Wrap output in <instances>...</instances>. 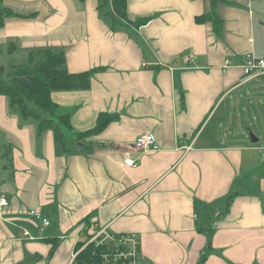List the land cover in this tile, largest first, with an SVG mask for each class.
<instances>
[{
  "label": "crops",
  "instance_id": "crops-1",
  "mask_svg": "<svg viewBox=\"0 0 264 264\" xmlns=\"http://www.w3.org/2000/svg\"><path fill=\"white\" fill-rule=\"evenodd\" d=\"M0 1L14 12L0 27V62L52 48L69 72L99 68L88 89L52 94L72 120L67 151L0 96L14 147L13 179L0 165V264H75L104 228L138 235L139 264H198L211 229L204 264H264V77L242 70L264 59V0L218 4L221 34L196 21L211 0H128L131 20L153 17L137 34L111 29L100 0ZM101 112L116 119L78 141ZM144 133L158 150L135 148ZM32 209L51 223L42 229Z\"/></svg>",
  "mask_w": 264,
  "mask_h": 264
},
{
  "label": "trees",
  "instance_id": "trees-1",
  "mask_svg": "<svg viewBox=\"0 0 264 264\" xmlns=\"http://www.w3.org/2000/svg\"><path fill=\"white\" fill-rule=\"evenodd\" d=\"M128 0H100V11L110 8L105 14L111 18V29L132 28L137 34L141 26L148 24L153 20V17H139V19L131 20L127 15ZM228 2L227 0H211L210 11L198 15L196 21L198 23L212 22L216 33L221 34L223 30V20L217 14L216 8L218 4ZM14 15V12L5 7L0 1V27L6 22V19ZM137 39V35H136ZM66 61V52L63 50H54L52 48H45L41 50L30 51L27 63L16 65L10 77L5 78L3 74L5 67L0 65V96L6 95L10 99V106L13 111H18L19 114L25 118H33L37 123V134L39 137L46 130H52L55 133L56 143L63 147L64 151L69 149L67 142L68 132H72L73 125L69 114H62L59 112V105H57L52 94L57 91H71V90H85L91 86L93 74L99 68L92 70L74 73L69 72ZM41 112L48 113L49 116L43 115ZM97 123L86 132L79 133L77 140L84 143L87 136L100 134L110 122L116 119L115 115L107 112H101L97 117ZM5 159L4 165L9 169V177L13 179V149L11 144L0 142V159ZM231 196L227 202L226 209L230 204ZM207 230V229H203ZM213 230H207L208 244L201 255L198 264H204L208 258V253L212 249V235ZM53 245L50 251L52 254L56 248L58 241L50 238ZM82 243L78 244L82 247ZM109 245V246H108ZM96 245L90 242L88 246L83 249L76 257L75 264H93L103 260L102 254L106 250H115L117 245Z\"/></svg>",
  "mask_w": 264,
  "mask_h": 264
},
{
  "label": "built area",
  "instance_id": "built-area-1",
  "mask_svg": "<svg viewBox=\"0 0 264 264\" xmlns=\"http://www.w3.org/2000/svg\"><path fill=\"white\" fill-rule=\"evenodd\" d=\"M192 57V55H188L185 58L190 60L192 59ZM242 70H244L245 76L248 79L264 77V59L257 58L255 56H249L247 62L242 66ZM133 145L137 150L142 152L155 151L159 148V144H157L156 138L152 133H144L143 135H140L136 138ZM125 163L128 166L137 165L135 159L133 158L126 159ZM7 205L8 199L6 195L4 193H0V212L3 211ZM31 214H34L38 219L42 221V229L51 223L49 218H45L39 211L35 209H32ZM90 242H94L96 245L110 244L112 246H118L115 250L104 251V253L102 254L103 260L93 264H139L141 261V244L139 241V237L136 234L116 235L104 228L100 230V232L96 234L92 239H90Z\"/></svg>",
  "mask_w": 264,
  "mask_h": 264
},
{
  "label": "rangeland",
  "instance_id": "rangeland-1",
  "mask_svg": "<svg viewBox=\"0 0 264 264\" xmlns=\"http://www.w3.org/2000/svg\"><path fill=\"white\" fill-rule=\"evenodd\" d=\"M110 10V8L109 7H107L106 8V10H104V13H106V12H108ZM7 50H10L9 49V46H7ZM2 56V59H1V62H0V65H3L4 67H5V72H4V74H3V77H5V78H8V77H10V75H11V73L13 72V69H14V67L16 66V65H19L20 63H27V60H21V59H15V58H11L10 57V55H7V53H4V54H2L1 55ZM17 57H21V54H17L16 55ZM22 61V62H21ZM19 63V64H18ZM264 79V78H263ZM256 110H258L257 109V107H256ZM18 112V111H17ZM19 113V112H18ZM43 115H45V116H49V114L48 113H45V112H41ZM30 120H32V121H34L32 118H29ZM29 119H22V120H24V121H28ZM36 121V120H35ZM257 122L258 121H256V122H254L255 123V128H254V133H255V135H257V133H259V134H261V132L259 131V128L257 127ZM52 131V130H51ZM250 140V139H249ZM260 142L258 143L260 146H263L264 147V137L261 135L260 136V140H259ZM0 142L1 143H9V144H11L9 141H7L6 139H5V136L3 135V132L2 131H0ZM12 145V144H11ZM12 149H13V154H14V147H13V145H12ZM6 161L7 160H5V159H0V165H1V167H2V171L4 172H6V175H7V172H8V177H9V169L8 168H6L4 165L6 164ZM10 178V177H9Z\"/></svg>",
  "mask_w": 264,
  "mask_h": 264
},
{
  "label": "water",
  "instance_id": "water-1",
  "mask_svg": "<svg viewBox=\"0 0 264 264\" xmlns=\"http://www.w3.org/2000/svg\"><path fill=\"white\" fill-rule=\"evenodd\" d=\"M254 141H256V140H254Z\"/></svg>",
  "mask_w": 264,
  "mask_h": 264
}]
</instances>
